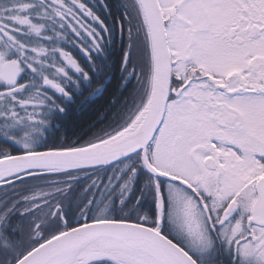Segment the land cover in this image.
<instances>
[{
  "label": "snow or ice",
  "instance_id": "snow-or-ice-1",
  "mask_svg": "<svg viewBox=\"0 0 264 264\" xmlns=\"http://www.w3.org/2000/svg\"><path fill=\"white\" fill-rule=\"evenodd\" d=\"M99 2L0 0V264H264V0Z\"/></svg>",
  "mask_w": 264,
  "mask_h": 264
},
{
  "label": "trees",
  "instance_id": "trees-1",
  "mask_svg": "<svg viewBox=\"0 0 264 264\" xmlns=\"http://www.w3.org/2000/svg\"><path fill=\"white\" fill-rule=\"evenodd\" d=\"M89 6L93 7L98 15L102 19H105L107 23L112 24L114 17L119 16L120 12L112 7L111 15L108 11H105L103 5L100 4L99 0H88ZM109 3L114 5L115 0H109ZM121 46V41L118 38L116 45H108V51L106 55L112 62H115L119 55V49ZM121 73L118 70L114 71L113 78L110 82L105 83V91L102 95L96 98H90L83 103L77 102L69 105L65 114L60 115L58 113L52 112L50 122L59 125V133L63 142H75L84 141L92 138L96 135L106 124L109 123L107 118L101 117V112L104 111L105 105L111 98L112 92L117 88L119 84V78ZM127 90L125 89V93ZM51 144L52 141H49ZM100 175L104 176L105 172L103 170H97ZM96 173H91L90 175L80 174L74 183L73 191L78 195V198L83 201L86 200L90 195H93V189L89 188L87 192H81V189L85 184L89 182L92 175Z\"/></svg>",
  "mask_w": 264,
  "mask_h": 264
},
{
  "label": "flooded vegetation",
  "instance_id": "flooded-vegetation-1",
  "mask_svg": "<svg viewBox=\"0 0 264 264\" xmlns=\"http://www.w3.org/2000/svg\"><path fill=\"white\" fill-rule=\"evenodd\" d=\"M104 177L106 178V173H105Z\"/></svg>",
  "mask_w": 264,
  "mask_h": 264
}]
</instances>
